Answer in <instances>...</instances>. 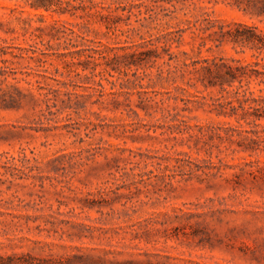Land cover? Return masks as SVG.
<instances>
[{"label": "rangeland", "instance_id": "1", "mask_svg": "<svg viewBox=\"0 0 264 264\" xmlns=\"http://www.w3.org/2000/svg\"><path fill=\"white\" fill-rule=\"evenodd\" d=\"M52 1L0 0V264H264V118L191 65L264 71L202 28L264 0Z\"/></svg>", "mask_w": 264, "mask_h": 264}, {"label": "trees", "instance_id": "2", "mask_svg": "<svg viewBox=\"0 0 264 264\" xmlns=\"http://www.w3.org/2000/svg\"><path fill=\"white\" fill-rule=\"evenodd\" d=\"M54 2L52 0H36L32 6L36 8H44L50 10ZM264 13V8H261ZM205 30H211L208 34L211 41L216 47L223 44H232L234 47L251 48L258 52L264 53V32L257 26L249 25L243 22H220L216 25L202 27ZM174 40V38H172ZM192 70L197 75V80L201 82L205 88H218L220 93H229L228 87H233L235 82L239 86L233 88V97L231 100L225 98L220 101L218 107L213 108L219 114L232 116L237 113V110L242 111V118H245L250 113V108L261 111L259 114H254L256 119L264 118L263 101L260 102L257 98L247 96V90L243 87V81L250 78H259L260 83H264V71H259L255 68H250V64H243L240 59L225 58L222 56L205 57L199 60L192 61ZM255 65H259L258 62ZM264 65V64H263ZM237 101L236 106L233 102ZM248 102H256V106H245ZM260 102V103H259ZM254 119L253 121H255Z\"/></svg>", "mask_w": 264, "mask_h": 264}]
</instances>
